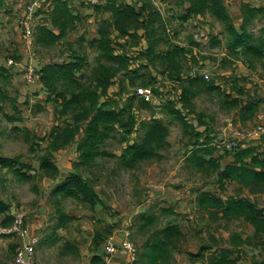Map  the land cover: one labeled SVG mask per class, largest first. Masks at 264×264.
<instances>
[{
  "label": "rangeland",
  "instance_id": "374dc122",
  "mask_svg": "<svg viewBox=\"0 0 264 264\" xmlns=\"http://www.w3.org/2000/svg\"><path fill=\"white\" fill-rule=\"evenodd\" d=\"M33 1L6 0L7 8L2 10L0 14V64L9 66L10 71H12L14 70L12 67L20 63V59L26 52H30V57L39 59L42 63L61 62L69 58L71 50L68 44L70 42L71 47L74 48L72 50L86 55L88 66L85 67L83 73L88 74L97 61L98 52L88 46L86 40L90 36L97 35V29L104 14L95 11L92 14H87L83 8L86 6L85 0H70L69 8L74 12L81 13V22L77 23L76 28L56 45L45 49L37 47L35 50L33 49V43L29 47L26 45L21 27V17L26 15L25 6ZM36 1L40 4V7L37 8V11H39L35 13L37 17L34 18L35 25L40 23L43 18L45 19L47 5L53 0ZM119 1L123 2L125 0ZM137 1L131 0V4L139 6ZM242 1L244 0H224L229 14L237 26L239 21L235 18L238 16V7ZM152 2L165 18L167 34H169L167 36L169 40L166 38L167 41L162 43L164 47L161 46L160 50H165V45L169 42L185 45L193 44L192 48H187L185 56L179 59L180 73L183 74L182 79L173 80L165 77L157 62L151 63L146 58L140 57L137 47L126 46L123 50L126 51L129 58V70L131 71L118 73L114 77L113 83L108 87L109 91L103 97L104 99L115 100L119 106L132 107L136 124L129 136L130 139H140L143 135L141 123L156 118L169 126L167 137L169 145L161 151L162 157L143 162L138 169L129 170L123 167L117 158L109 156L97 157L94 165L88 170L81 169L80 173L84 178L93 180L97 196L106 205L98 203L90 207L79 199L63 198L60 202L61 209L72 217L66 227L62 228L63 234H88V236L92 234H129V239L134 242V245L136 244L135 246H138L137 244L145 237V233L139 228V214H137V211L141 210L142 207L145 206V212L157 211L165 206L173 207L178 213L176 220L182 226V223H184L182 217L184 209L181 204L188 203L186 193L193 186L201 183L209 191L221 196L223 199L236 194L237 188L235 185L229 183L222 189L214 174L203 178L192 167L189 168L185 161L189 148L185 146V139H182L184 137L182 125L179 120L167 115L166 107L170 102H173L172 104L178 106V108L180 107L181 104L177 101L181 96L183 86L190 87L188 78L193 73L199 74V76L203 75L206 84L220 86L226 93H230L231 87L235 84L244 86L245 89L247 88L246 90H249L252 86L254 89L257 86L255 76H258V79H261V76L264 77V59L256 66L258 75L251 74L250 80L255 85H251V81L248 82L249 85L245 84L247 82L243 83L240 80L235 82L236 76H250V72L246 69L244 62L243 66L239 62L241 61L238 60L241 57L240 54H233L225 49V32L218 21L211 16L191 18L185 23L186 27H184L176 21L178 15H176V18L171 17L172 14L183 13L181 8L183 6L180 4L182 0H153ZM263 23V20L260 22L254 21L248 28L257 34L258 28ZM81 37L84 39L79 42ZM124 40L126 39L123 38ZM140 43L146 45L144 40H140ZM196 44L198 45L195 46ZM157 50H159V47ZM15 54L18 55L19 60L17 61H14L13 58ZM8 59H12L15 65H9L7 63ZM21 73L23 75V71ZM204 74L208 75L207 79ZM9 75H6L7 79H0V88L6 92L7 96L16 97L15 103L21 111L17 115L12 110L9 100L0 102V156L17 157L19 162L30 167L28 170L32 172L34 178L31 181L19 182L13 172L4 173L3 176L6 175L4 182L0 181V198L9 207L7 216L12 217V214L17 211L23 212L27 223L35 215L43 216L48 226V234H53L55 230L52 228L56 214L53 205L49 202L51 191L47 188L52 185H49L52 179L45 177L37 169H39L38 165L42 157L47 156L50 152L47 148L46 136L55 126L61 127L60 121L62 118L59 121L57 119L58 115L54 111V105L51 102L44 101V96L33 90L31 93L26 94L25 100L20 99L18 101L17 96L19 93H17L16 85H12V74L9 73ZM36 88L34 87L35 91H37ZM138 88H149L151 90L149 101L146 102L136 95ZM256 88L258 89V87ZM193 89L196 91V94L191 97L194 112L189 113L187 109H183L182 116L195 127L190 139L191 142L205 139L204 134H206L211 141L208 148L214 151V156H221L222 158L226 156L224 154L232 153L231 151L234 150L227 148L225 144V139L230 136L231 130L250 128L261 120L259 118L260 113L264 114V102L262 101L263 103H261L256 116L252 119L241 120L236 114V109L225 102L226 98L221 92L206 91L200 87ZM259 90L261 91L260 88ZM230 96L229 100L237 95L234 92ZM100 100L103 101L102 98ZM22 105H24L22 107L24 111L20 108ZM4 114H11L17 118L20 117V119L11 122L5 118ZM197 114H201L202 120L207 122L208 126L206 128L195 125ZM227 118L231 119L232 125L226 128L224 125ZM23 124L25 125V131L19 127ZM42 137L44 139L41 141L40 138ZM118 138L119 135L116 133L115 137L105 142L103 149L116 156L120 155L123 145ZM253 145L262 146L264 150V138L257 141V143H253ZM74 154L77 156L76 151ZM51 160L59 168L57 178H64L66 176L64 165L65 163H68L67 166L70 165L64 151L52 152ZM73 163L71 162L72 166H70L72 170H74ZM35 170L36 172H34ZM46 180H49V182ZM238 195H245V198H249L246 191H242ZM147 205L148 207H146ZM4 218V214H0V226L10 225L11 222H5ZM200 230L203 232L201 231L202 235L199 238L205 237L208 239V234H222V232L248 234L251 233V226L242 220L221 219L217 220L211 229L203 230L202 228ZM208 230L212 233H208ZM186 232L187 230H184V233ZM96 239L97 237H94L92 240L94 243L86 239L85 244H77L76 252L69 250L67 259L61 258L60 255L57 257L56 253L52 255L49 250L43 248L45 251V253L43 252V261H45V264H78L83 262L91 257L92 249L97 247ZM183 241L185 242V239ZM0 242H2L0 244V264H7L15 253L17 240L0 236ZM38 252L36 250V259L40 263ZM51 259H53L52 262Z\"/></svg>",
  "mask_w": 264,
  "mask_h": 264
},
{
  "label": "trees",
  "instance_id": "16d2710c",
  "mask_svg": "<svg viewBox=\"0 0 264 264\" xmlns=\"http://www.w3.org/2000/svg\"><path fill=\"white\" fill-rule=\"evenodd\" d=\"M69 1L53 0L47 5L45 19L37 23L33 31V49L36 50L37 47L45 49L56 45L76 28L77 23L81 22L82 15L69 8ZM185 1L188 7L183 8V13L177 16L180 22L186 23L196 16L213 17L223 26L225 49L233 54H240L247 67L250 70H256L257 64L264 59V23L258 28L257 34L249 30L248 26L254 21L263 20L264 22L263 6L256 7L242 2L240 6L241 23L237 26L224 0ZM6 5V0H0V12L7 8ZM83 8H91L96 13L104 14L98 26L97 35L86 40L88 46L98 52L97 61L89 73H83L85 67L88 66L86 55L72 50L74 48L71 47L70 42L67 43L71 50L68 59L61 62L44 63L37 70L36 82L42 85L44 101L54 105L59 121L62 118L61 127L55 126L46 136L47 148L50 152L42 157L38 165L39 170L45 177L57 179L59 168L51 160V153L71 145H75L77 152V161L73 163L75 171L68 173L49 193V202L53 205L56 214L54 230L65 228L72 220V217L61 209L60 202L63 198L79 199L90 207L98 203L104 205V202L97 196L93 180L84 178L80 173L81 169L88 170L94 165L97 157H115L123 167L132 170L140 168L143 162L162 157L161 151L169 145L167 140L169 126L156 118L141 123L143 135L140 139H130L129 136L136 124L132 107L119 106L115 100L103 97L118 73L131 71L129 70V58L123 49L126 46L137 47L140 57L146 58L151 63L157 62L164 76L173 80H179L183 76L180 73L179 59L185 56L187 50L186 47L174 42L167 43L165 50H160L162 43L169 40L167 38L169 34H167L165 18L151 0H142V4L137 7L124 1L107 0L94 5L86 3ZM140 30L141 34H139ZM123 38L126 40L118 41ZM79 39L80 42L84 38ZM140 40L145 41V47ZM158 47L159 50H157ZM13 58L17 61L18 55L15 54ZM9 71V66L0 65V79H7L6 75H9ZM188 79L190 87L183 86L181 96L177 101L181 104L180 107L172 104L173 102L166 107L167 115L176 118L182 125L184 136L182 139H185V146H191L187 151L185 161L189 168L192 167L203 178L214 174L222 189L229 183L239 186L236 194L226 199L209 190L200 189L195 197L196 211H205L212 218H217L220 214L221 219L242 220L249 224L253 229L252 235L242 239L239 233H232L228 243L233 246L242 244L260 246L264 250V207L260 208L257 203L238 195L244 189L249 194L263 195L264 150L254 146L253 143L238 146L231 151L232 153L224 154L231 160L227 161L221 169L220 161L223 157L213 155L214 151L208 148L211 144L208 136L204 134L206 140L198 139L191 142L195 127L182 116L183 109H187L189 113L194 112L191 97L196 94L193 89L196 87L204 88L206 91L221 92L226 98L225 102L236 109V114L241 120L252 119L256 116L261 100L257 95L251 94L252 87L246 90L244 86L235 84L231 87V92L226 93L220 86L206 84L203 75L194 74ZM238 80L246 82L245 78L236 76L234 81ZM234 92L237 96L229 100L231 93ZM5 93L0 88V102L9 100L12 110L18 115L20 110L15 103L16 97H9ZM4 115L11 122L20 119L11 114ZM195 125L204 128L208 126L207 122L202 120L201 114H197ZM22 129L25 131L24 128ZM116 133L119 135V142L125 144L118 156L103 149L105 142L115 137ZM43 139L44 137L40 138L41 141ZM29 168L26 164L19 162L17 157L0 156V169L6 174L13 172L19 182L31 181L34 178ZM8 208V205L0 199V214H4L5 222L12 220L10 215H6ZM157 211L139 214V228L143 230L145 237L140 247L136 246L137 261L135 264H173L171 254L178 248L184 236L176 220L178 213L173 207L167 206ZM169 216L172 218H168ZM99 235L101 236V234H95V238L98 239ZM205 249L202 248L196 255L191 254V256H203L202 252ZM231 254L232 250L225 249L218 256H208L207 262L208 264H235V260L229 258ZM251 264H264V257Z\"/></svg>",
  "mask_w": 264,
  "mask_h": 264
},
{
  "label": "crops",
  "instance_id": "0c3cea01",
  "mask_svg": "<svg viewBox=\"0 0 264 264\" xmlns=\"http://www.w3.org/2000/svg\"><path fill=\"white\" fill-rule=\"evenodd\" d=\"M184 2L181 4L183 8H187L188 7V3L183 0ZM125 3H131V0H125ZM138 5L140 6L142 4V0H138ZM242 2H246L251 4L252 6H263L264 7V0H259V1H255V0H244ZM241 2V3H242ZM252 2V3H251ZM241 3L239 4V13L237 18V21H239V24L241 23V12H240V6ZM137 7V6H136ZM84 12L87 14H92L93 10L91 8H84ZM184 10V9H183ZM174 11V10H173ZM170 12V11H169ZM80 13V12H79ZM173 13V12H170ZM1 14V12H0ZM81 14V13H80ZM176 15L179 14H172L171 17L176 18ZM206 16L209 15H205L203 17L201 16H196L193 17L194 19L196 18H204ZM0 19H1V15H0ZM233 19V18H232ZM234 20V19H233ZM179 22L180 25H183L184 27H186L185 22L182 23L179 20H176ZM141 30L139 31V34H141ZM91 37V36H90ZM118 41L123 42V39H118ZM182 47H193L192 45H185V44H179ZM145 47V45H143ZM193 55H195L192 52ZM29 52L25 53V55L20 59V63L17 64L16 66H14V70L9 71L12 74V85L14 86V84L16 85V89H17V93H19L18 95V101L21 100H25V96L27 93H31V91L33 90L34 92H38V94L44 96V90L42 88V85L40 83L35 82V83H28L23 75H22V71L23 68H25L27 65H32L35 67V70L37 72V70L44 64L47 62H40L39 59H34L32 57L29 56ZM19 60V59H18ZM238 60L242 66H243V59L242 57H240ZM1 65V64H0ZM246 69L250 72V76H241L238 75L237 77H243L246 79L245 84L249 85L248 82H250L251 80V74H253L254 76L258 73V70H250L247 65H246ZM19 71V72H18ZM195 73L192 74V76H194ZM258 75V74H257ZM255 83H257L255 86V90H253L251 92V94L253 95H257L258 98H260L261 103L264 102V77L261 76V79H258V76H255ZM259 81V83H258ZM36 84V85H35ZM252 81H251V85H252ZM255 85V84H253ZM34 87H37V91H35ZM258 87V89L256 88ZM259 88L261 89V91L259 90ZM253 89V86L252 88ZM109 91V88L108 90ZM21 94V96H20ZM263 101V102H262ZM23 104L25 105V103L23 102ZM20 106V108L22 109V107L24 106ZM261 106V104H260ZM260 110V108H259ZM21 111V110H20ZM22 111H24L22 109ZM22 113V112H21ZM232 121L231 119L227 118L226 119V124L224 126L229 127ZM19 127L24 128L25 129V125L23 124L22 126L19 125ZM212 135V134H210ZM132 142V141H131ZM123 147L125 144H122ZM260 147V149H262V146H258ZM188 148H191V146H189ZM62 151H64V153L66 154V157H68L69 163L70 165L67 166L68 163H65V174L67 175L68 173H73V170L70 168V166H72L71 162H75L77 161V156H75V145H71L66 147L65 149H63ZM218 157V156H217ZM231 160V158L229 156H223V158L221 159V169L224 167V164ZM56 164V163H55ZM57 165V164H56ZM37 171H39V169H37ZM36 172V170L34 171ZM4 174V170L2 171V169H0V181L4 182V179L6 177L3 176ZM64 177V176H63ZM63 178L62 177H58L55 180H51V182H49V180H46L47 182H49V185L52 184L51 186L47 187L50 191L54 188V186L60 182ZM53 181V182H52ZM233 185H235L236 188H239V186L235 183H232ZM200 189H205V190H209L207 189L205 186H203L201 183L197 186H193V188H190L189 190H187V201L188 203H182L181 206H183V218H184V223L179 224L181 231L183 232V239L181 240V242L179 243V246L177 249L173 250L171 257H172V262L173 264H208V259L207 257L210 255H215L218 256L220 254V252L222 250L225 249H230L232 250V254L229 256V258L231 260H235V264H251L254 261H259L264 257V250L261 249L260 246H254V245H247V244H242V245H230L229 242V237L232 233H228V232H222V234H208V239H206L205 237L203 238H199V236L202 235V229H211L212 225H214L215 222H217V220H221L220 218V214H218L217 218H212L209 213H206L205 211H200L197 212L196 211V203H195V197L198 193V191ZM49 191V192H50ZM244 191L247 192V190L244 189ZM248 193V192H247ZM249 200L257 203V206L260 208H263V198H262V194H249ZM245 197V195H243ZM100 198V197H99ZM1 199V198H0ZM101 199V198H100ZM2 200V199H1ZM102 200V199H101ZM4 201V200H2ZM105 204V203H104ZM106 205V204H105ZM148 207V205L146 206ZM145 206L141 208V210L137 211V214H140L142 212H145L144 210ZM102 212H104L103 210H101ZM142 211V212H140ZM177 212V211H176ZM178 222V220H177ZM1 223V221H0ZM28 224V228L29 231L31 233V235H35L38 237V245H37V252L39 255V264H45V261H43V254L45 253V250H49V253H51L52 255H54V253H56V256L61 258H68V252L69 250H74L76 252V246L77 244L79 245H83L85 244V240L89 239L91 240L92 238L94 239L95 234L89 235L88 234H63V229L59 228L57 230H55V232L53 234H48V230H47V223L44 219L43 216H39V215H35V217L30 218V221L27 223ZM201 227V228H200ZM200 228V229H199ZM53 229V228H52ZM54 230V229H53ZM184 230L187 232L184 233ZM202 231V232H201ZM208 233H212V231H207ZM120 233V232H117ZM253 233V229L251 227V233L248 234H240L241 238L244 239L247 236L252 235ZM126 234H101V236L99 235V238L96 240V243L98 244L97 247L95 249H92V254L90 258L85 259L83 262H80L78 264H101L102 263V256L104 253V242H113L114 244H121L122 240L125 238ZM2 238V237H1ZM5 239V238H2ZM92 239V240H93ZM185 239V242L183 241ZM206 239V240H205ZM91 240V241H92ZM183 241V242H182ZM143 241H141L140 243H138L137 245L140 247V245L142 244ZM92 243H94V241H92ZM0 244H2V242H0ZM95 246V244H94ZM78 247V246H77ZM202 248H206L203 252L202 255L203 256H191L192 255H196L199 251L202 250ZM44 252V253H43ZM126 252L123 250H119L115 256H114V262L115 264H125L126 263ZM52 258V257H51ZM53 259H51L52 262Z\"/></svg>",
  "mask_w": 264,
  "mask_h": 264
},
{
  "label": "built area",
  "instance_id": "2783aa9c",
  "mask_svg": "<svg viewBox=\"0 0 264 264\" xmlns=\"http://www.w3.org/2000/svg\"><path fill=\"white\" fill-rule=\"evenodd\" d=\"M87 4L94 5L97 3H104L107 0H85ZM153 1V0H152ZM40 7L38 1L34 0L30 4L25 6V16L21 17V27L23 29V38L26 45L29 47L33 43V31L35 26L34 18L36 19L37 8ZM42 9V8H41ZM30 54V52H29ZM35 55V54H34ZM33 55V56H34ZM35 57V56H34ZM9 65L14 64L12 59H8ZM24 79L32 84L35 83L38 76L35 67L27 65L23 68ZM207 79L208 75L204 74ZM136 95L142 98L144 101H149L151 97V90L149 88H138ZM261 120L257 121L250 128L238 130H231L230 136L225 139L227 148L236 149L238 146H244L249 143H255L264 137V114L260 113ZM264 205V193L262 195ZM0 236L15 238L17 240V247L12 259L7 264H39L36 259V248L38 245V237L31 235L26 217L23 212L17 211L12 214V220L8 226H0ZM126 252V263L135 264L137 261V247L129 239V234L125 235L121 244L117 245L113 242H106L104 245V253L102 256L101 264H115L114 256L119 251Z\"/></svg>",
  "mask_w": 264,
  "mask_h": 264
}]
</instances>
